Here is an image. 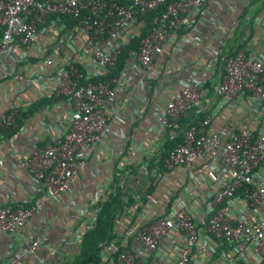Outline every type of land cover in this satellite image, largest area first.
<instances>
[{
  "label": "built area",
  "instance_id": "1",
  "mask_svg": "<svg viewBox=\"0 0 264 264\" xmlns=\"http://www.w3.org/2000/svg\"><path fill=\"white\" fill-rule=\"evenodd\" d=\"M211 14L209 0H0V84L18 83L0 111L1 144L36 195L0 207V235L14 243L0 264H72L101 208L120 191L134 203L116 216V237L102 245L97 264H264V47L252 49L239 36L186 79L163 85L167 102L155 111L151 141L124 132L138 114L130 91L135 75L136 85L160 93L147 74L161 57L172 61L195 43L189 34ZM53 16L73 23H49L45 35ZM136 40L137 52L110 78L123 48ZM24 92L34 99L25 101ZM58 111L63 120L43 121L46 138H33L31 153L22 154L17 139L29 133L28 123ZM192 111L202 119L163 158L174 124ZM86 172L96 179L87 204L63 206L71 227L59 236L50 223L43 232L29 230ZM177 178L180 185L166 188Z\"/></svg>",
  "mask_w": 264,
  "mask_h": 264
},
{
  "label": "crops",
  "instance_id": "2",
  "mask_svg": "<svg viewBox=\"0 0 264 264\" xmlns=\"http://www.w3.org/2000/svg\"><path fill=\"white\" fill-rule=\"evenodd\" d=\"M263 1L255 0H209L210 8L212 9L211 16L207 17L205 25H199L197 31H191L189 34L191 38H198V40L190 46L184 48L183 52L174 55L172 61L166 56H163L154 66L153 70L147 75H150L157 85L162 88L156 93V89L149 85L147 88H142L138 81V76L135 75V83L132 84L130 91L135 93L134 104L137 107L138 114L133 112L131 123L124 129V132L129 138L136 142L146 143L151 141V128L154 127L156 120L155 111L162 110L166 105L167 94L163 85H173V79H186L188 74L192 72L197 63H205L212 60L215 52L224 53L226 48L236 43V38L242 36L244 40L252 45V49H263L264 47V4ZM58 23V22H51ZM50 25H47L45 35L51 34ZM231 28L232 33H225L224 30ZM56 34V33H54ZM53 34V35H54ZM43 38L42 40H45ZM63 52V51H62ZM66 54L70 55V51ZM31 60H36L34 56ZM34 62V61H32ZM12 62L8 61L6 66L11 67ZM204 72V66H200ZM19 72V70H18ZM131 71H128L129 75ZM173 74V75H172ZM210 76L211 73L207 72ZM18 84V83H17ZM15 81L0 84V111L7 108L11 102L12 96L16 93ZM173 88V86H171ZM155 89V92H154ZM123 92H120L117 98L119 107L124 97ZM25 101L34 99V95L24 92L22 95ZM146 100V102L144 101ZM129 109H127V113ZM57 117V118H56ZM62 121L63 114L58 111L55 115L52 112L47 115L39 116L35 122L28 123L29 133L17 139L19 143V150L22 154H28L32 151L33 138H39L43 141L46 138L45 131L40 127L43 121ZM163 146V145H162ZM99 179H102L99 177ZM93 176L86 172L81 177V181L75 184L73 191L64 197L63 203L55 205L50 203L46 208H43L41 213L35 217L29 230L43 232L47 228V223L52 226L51 234L61 235L66 228L71 227V220L65 215L66 209L64 204L74 201L77 204H87V195L94 191L95 181ZM176 184L172 183L166 188L170 187L173 190L180 185V179H176ZM140 186L138 190L134 189V195H140ZM36 195L28 176L20 169L19 162L15 159L13 152L9 146L5 144L0 145V207L7 205L9 202L29 201L31 202ZM13 241L11 237L0 235V259L8 253ZM14 244V243H13ZM30 264H35L32 260Z\"/></svg>",
  "mask_w": 264,
  "mask_h": 264
},
{
  "label": "trees",
  "instance_id": "3",
  "mask_svg": "<svg viewBox=\"0 0 264 264\" xmlns=\"http://www.w3.org/2000/svg\"><path fill=\"white\" fill-rule=\"evenodd\" d=\"M47 1V0H42ZM262 1V0H255ZM264 4V1H263ZM152 15L146 20V24H148V29L152 30L151 22ZM58 23H73L69 17H60L53 16L47 23L51 22ZM146 31V34L148 33ZM144 37V35L142 36ZM140 40L132 41L129 43L119 57V61L116 65L115 70H111L113 75L110 76H120V73L124 70V65L128 58L136 53L138 50V43ZM36 61V60H31ZM103 79L107 80L108 78L104 77ZM45 101H41L36 104L29 112L23 114V117L19 119V124H23L24 118L32 115L36 110H39ZM203 114L197 113L196 111L189 112L187 115L183 116L177 123L173 126V132L175 133L174 139L168 138L167 143L162 150L165 151L162 155L163 158L168 156L169 151H171L175 146L180 144L185 138L186 132L194 125L198 123L200 119H202ZM16 131H11L8 135H4V138L8 139L12 137ZM3 138L0 136V144L2 143ZM154 167V166H153ZM130 202L125 201V196L121 193V191L115 196L111 197L110 201L105 203L101 208L100 214L98 216L97 222L95 223L93 229H90L86 236L83 239V242L80 247V251L77 255L74 256V260L72 264H97L100 263L101 258L100 254L102 252L103 246L107 241H110L116 237L117 230L116 228V216L118 213L124 212L126 208L130 207L134 203V199L130 198ZM26 206H32V204H26Z\"/></svg>",
  "mask_w": 264,
  "mask_h": 264
}]
</instances>
